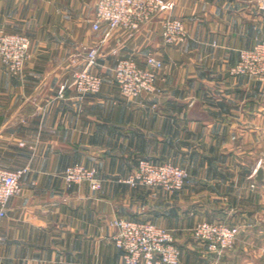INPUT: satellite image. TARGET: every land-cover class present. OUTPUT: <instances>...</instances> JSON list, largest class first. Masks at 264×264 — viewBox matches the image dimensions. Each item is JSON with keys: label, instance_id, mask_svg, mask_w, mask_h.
Here are the masks:
<instances>
[{"label": "crops", "instance_id": "obj_1", "mask_svg": "<svg viewBox=\"0 0 264 264\" xmlns=\"http://www.w3.org/2000/svg\"><path fill=\"white\" fill-rule=\"evenodd\" d=\"M96 4L0 0V30L31 38L23 72L0 59V165L28 167L0 218V264H124L118 217L170 228L179 264H221L237 248L209 250L193 232L199 221L241 226L242 247L258 241L249 227L264 222V181L254 178L264 163V79L230 73L241 50L264 38L260 0H168L134 33L95 30ZM168 16L184 21L183 42L164 41ZM95 46L101 90L68 86L60 96ZM151 53L164 60L158 89L126 95L114 78L118 59L143 66ZM142 158L184 166L188 183L168 191L125 182ZM75 163L95 167L101 187H67L63 173Z\"/></svg>", "mask_w": 264, "mask_h": 264}, {"label": "built area", "instance_id": "obj_2", "mask_svg": "<svg viewBox=\"0 0 264 264\" xmlns=\"http://www.w3.org/2000/svg\"><path fill=\"white\" fill-rule=\"evenodd\" d=\"M168 5V0H97L93 27L95 30L106 26L107 32L126 29L138 31L146 23L160 14ZM264 14V0H260ZM164 41L169 44L183 42L188 37L184 21L168 16L163 20ZM31 38L19 32L0 30V59L13 73L25 69L30 56ZM99 46L92 47L86 55L85 66L74 72L71 82L61 85L59 94L64 96L68 86L80 94L99 92L103 76L94 71L98 65ZM164 60L156 53L146 56V65H140L135 57H120L114 68V78L121 91L129 96L153 92L157 88L159 70ZM232 74H247L264 79V38L250 48L242 49L236 64L230 67ZM28 167L8 168L0 165V218L6 215L12 196L22 189V177ZM190 172L182 165L169 161L155 162L149 158L140 159L135 170L124 179L133 186L146 185L160 187L168 191L183 189L188 183ZM63 178L67 187L88 181L94 189H99L102 179L97 169L83 163L69 165ZM116 245L123 250L124 264H179L181 248L173 231L151 220L126 217L114 219ZM197 238L208 245L209 250L221 253L233 247L240 226L227 222L201 220L194 227ZM1 238V236H0Z\"/></svg>", "mask_w": 264, "mask_h": 264}, {"label": "rangeland", "instance_id": "obj_3", "mask_svg": "<svg viewBox=\"0 0 264 264\" xmlns=\"http://www.w3.org/2000/svg\"><path fill=\"white\" fill-rule=\"evenodd\" d=\"M259 165H261V163ZM262 165H264V163H262ZM253 185H255V183ZM262 224L263 225L252 224V226L249 227L251 230L249 234L258 237V241L247 243L242 247L236 244V239L233 247L235 246L237 251H231L228 258H225L221 264H264V222H262ZM245 228H247V230L249 229L247 226H245ZM218 264H220V262H218Z\"/></svg>", "mask_w": 264, "mask_h": 264}, {"label": "water", "instance_id": "obj_4", "mask_svg": "<svg viewBox=\"0 0 264 264\" xmlns=\"http://www.w3.org/2000/svg\"><path fill=\"white\" fill-rule=\"evenodd\" d=\"M254 178L258 181H264V165H259L256 169Z\"/></svg>", "mask_w": 264, "mask_h": 264}]
</instances>
